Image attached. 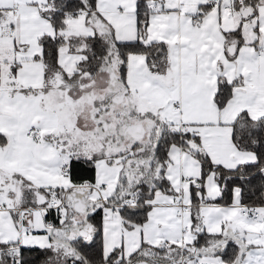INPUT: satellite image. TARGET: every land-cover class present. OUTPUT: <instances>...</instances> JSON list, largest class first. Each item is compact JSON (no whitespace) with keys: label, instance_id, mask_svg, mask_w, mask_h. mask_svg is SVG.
<instances>
[{"label":"snow or ice","instance_id":"1","mask_svg":"<svg viewBox=\"0 0 264 264\" xmlns=\"http://www.w3.org/2000/svg\"><path fill=\"white\" fill-rule=\"evenodd\" d=\"M0 264H264V0H0Z\"/></svg>","mask_w":264,"mask_h":264}]
</instances>
